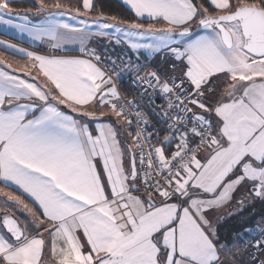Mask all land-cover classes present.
I'll return each mask as SVG.
<instances>
[{
	"label": "snow or ice",
	"instance_id": "6c2138e0",
	"mask_svg": "<svg viewBox=\"0 0 264 264\" xmlns=\"http://www.w3.org/2000/svg\"><path fill=\"white\" fill-rule=\"evenodd\" d=\"M12 4L0 24L48 51L0 41L30 61L0 60V192L29 217L0 216V264H236L218 224L264 200V0Z\"/></svg>",
	"mask_w": 264,
	"mask_h": 264
},
{
	"label": "crops",
	"instance_id": "0c3cea01",
	"mask_svg": "<svg viewBox=\"0 0 264 264\" xmlns=\"http://www.w3.org/2000/svg\"><path fill=\"white\" fill-rule=\"evenodd\" d=\"M14 1V0H13ZM33 2L36 3V6L31 8L33 10L36 9V7L38 6V0H32ZM120 1V0H119ZM17 10V9H14ZM17 11H22V10H17ZM148 21V20H146ZM22 22V21H20ZM71 22V21H69ZM146 22L145 24L147 25ZM0 41H4L6 43L9 44H13L16 45L19 48H23L27 51H32V52H38V53H46L48 51L47 46L40 44L39 42H32L30 41L29 37H27V35H24L23 37H20L18 32L14 29H10L8 28L6 25H2L0 24ZM69 50L66 52H60L58 53L59 55H65V56H80L81 53L78 51V45H69ZM90 47H94L96 48L98 51H104L105 49H115L116 53H122V52H127L128 56H130L134 61L136 60V56L128 49L124 48L123 46L121 47H117L115 45H109L107 44V42L103 39H93L90 42ZM153 59V57L148 56L147 53H142L140 56V62L141 61H149L151 62ZM0 60L2 61H6L7 63H10L13 65L14 68H21L22 66L29 64L30 61L29 59L22 55V54H16L10 50H6L3 46H0ZM156 62L159 63V60L156 59ZM150 66H153L151 63H149ZM5 191H11L13 192V194L15 195H21L22 198L31 205V201L28 200L27 196H24L22 193L16 191V189L14 188H10V189H5ZM1 194V192H0ZM246 194V190L245 189H240L238 190L235 194H234V198L231 202L230 205H228L227 207H225L224 211H223V215L220 219V222L218 224V226H221L223 223H221L222 220H225V222H227V219H235L240 221L241 223H245L248 221H253V225H247L245 228H242V230L240 229L239 231H234V230H220L219 228V232L222 236V239H224L227 242H230L232 244L235 245L234 250L232 252H230V257L234 258V260L238 263V264H251L247 252L245 251H241V250H237L238 247L240 246V243L242 241V235L243 233L251 226H256V225H260L264 222V216H259L257 213L258 211L260 212L261 210H259L257 207L252 208V206L254 205H258L260 202H263L264 200H254V199H247L244 206H243V210H240V207L237 205V201L240 199H243L245 197ZM34 206V205H33ZM249 207V208H248ZM248 209V211H247ZM5 212L7 213H11L13 215H15L19 222L21 224L25 223L27 220H23L21 219V217H23L24 219H29L28 215H24L21 217L17 216L14 212H12L11 210L7 209V210H0V216H2ZM235 212L236 214L233 215L231 213ZM24 214V213H23ZM25 221V222H24ZM243 221V222H242ZM3 230V227L0 226V231ZM45 237H47V233L44 234Z\"/></svg>",
	"mask_w": 264,
	"mask_h": 264
},
{
	"label": "trees",
	"instance_id": "16d2710c",
	"mask_svg": "<svg viewBox=\"0 0 264 264\" xmlns=\"http://www.w3.org/2000/svg\"><path fill=\"white\" fill-rule=\"evenodd\" d=\"M62 2L70 3V4L74 5L77 3V0H62ZM103 3L105 4V10L108 12H115V13L120 14L126 18H131V16H132V13L125 6H121L119 0H103ZM35 6H36V3L33 2L32 0H14L13 4H12L13 9H17V10H25L28 8H33ZM143 22L146 23L149 21L144 20ZM122 88L124 91L128 92V85L126 83L122 84ZM0 187H3V184H0ZM255 207H257L259 210H261L260 212L258 211L257 214L259 216H264V201L260 202L258 205L252 206V208H255ZM247 211H248V209H247ZM231 221H232V223H229L228 221L224 222L223 223L224 225L222 224L220 226V230L226 231V230L232 229L234 231L235 230L239 231L240 229L242 230V228H245L247 225H253V221H248L245 223L242 221L243 223H241L240 221L235 220L234 218Z\"/></svg>",
	"mask_w": 264,
	"mask_h": 264
},
{
	"label": "built area",
	"instance_id": "2783aa9c",
	"mask_svg": "<svg viewBox=\"0 0 264 264\" xmlns=\"http://www.w3.org/2000/svg\"><path fill=\"white\" fill-rule=\"evenodd\" d=\"M144 62V61H141ZM152 66L149 65V68ZM126 83L128 85V92L129 93H135L136 89L133 87L131 84V77L127 74L124 75V77L118 81V86L122 91V84ZM133 98L132 96H129V99ZM159 103V101H157ZM262 230H264V222L260 225H256L253 227L248 228L242 235V241L240 243V246L238 247L237 250L245 251L247 252L248 258L251 262V264H256V261L252 259V253L256 254L257 258L261 257V253L258 252L255 248L252 247V241H254L255 238L261 237L262 236ZM248 242L247 244L245 242ZM227 258H231L230 254H228ZM236 264H238L236 262Z\"/></svg>",
	"mask_w": 264,
	"mask_h": 264
},
{
	"label": "rangeland",
	"instance_id": "374dc122",
	"mask_svg": "<svg viewBox=\"0 0 264 264\" xmlns=\"http://www.w3.org/2000/svg\"><path fill=\"white\" fill-rule=\"evenodd\" d=\"M5 199H6V197L4 196V193H2L1 192V194H0V210L1 211H3V210H7V209H9V210H11L12 212H14L17 216H19V217H21V214H22V216H24V215H26L27 213L24 211V210H22V209H18L17 207H15V206H13V205H11V204H9L7 207L5 206V203H4V201H5ZM251 199H254V200H259V198H251ZM24 213V214H23ZM15 216V215H14ZM16 217V216H15ZM25 217V216H24ZM17 218V217H16ZM18 219V218H17ZM21 219H23V220H28V218L27 219H24L23 217H21ZM232 220V219H231ZM230 219H227V221L229 222V223H232V221H231ZM25 222V221H24ZM225 222V220H222L221 221V223H224ZM235 224V223H234ZM224 225V224H223ZM220 228V226H218V229Z\"/></svg>",
	"mask_w": 264,
	"mask_h": 264
},
{
	"label": "water",
	"instance_id": "95a60500",
	"mask_svg": "<svg viewBox=\"0 0 264 264\" xmlns=\"http://www.w3.org/2000/svg\"><path fill=\"white\" fill-rule=\"evenodd\" d=\"M4 214H5V213H4ZM4 214H3V215H4ZM7 214L10 215V216H14V215L11 214V213H7ZM3 215H2V216H3ZM14 217H15V216H14ZM15 218H16V217H15ZM16 219H17V218H16ZM17 220H18V219H17ZM18 221H19V220H18Z\"/></svg>",
	"mask_w": 264,
	"mask_h": 264
}]
</instances>
